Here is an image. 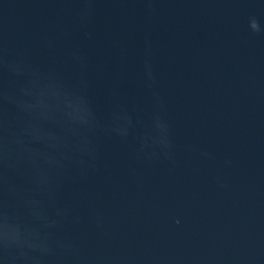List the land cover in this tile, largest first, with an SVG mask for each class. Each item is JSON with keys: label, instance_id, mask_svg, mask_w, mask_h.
<instances>
[{"label": "water", "instance_id": "water-1", "mask_svg": "<svg viewBox=\"0 0 264 264\" xmlns=\"http://www.w3.org/2000/svg\"><path fill=\"white\" fill-rule=\"evenodd\" d=\"M0 264H264V0H0Z\"/></svg>", "mask_w": 264, "mask_h": 264}]
</instances>
